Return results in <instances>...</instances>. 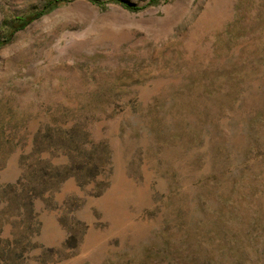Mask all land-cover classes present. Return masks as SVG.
Here are the masks:
<instances>
[{
	"label": "rangeland",
	"instance_id": "1",
	"mask_svg": "<svg viewBox=\"0 0 264 264\" xmlns=\"http://www.w3.org/2000/svg\"><path fill=\"white\" fill-rule=\"evenodd\" d=\"M0 0V264H264V0Z\"/></svg>",
	"mask_w": 264,
	"mask_h": 264
},
{
	"label": "trees",
	"instance_id": "2",
	"mask_svg": "<svg viewBox=\"0 0 264 264\" xmlns=\"http://www.w3.org/2000/svg\"><path fill=\"white\" fill-rule=\"evenodd\" d=\"M89 1H92V2L96 3V2H100L102 0H89ZM109 1L117 2L121 6L125 7L126 9H129V10H137V9L140 8V7L136 6V5H132V4L126 3L123 0H109ZM148 1L150 3H157L159 0H148ZM63 2H64V0H50L46 5H44L42 7V9L39 12H36V13H34L32 15H29V16H23V17H20V18H15V21H16L17 25H14L13 28L14 29L21 28L22 26H24V24H26L31 19H34V18L38 17L39 15L50 11L51 9H53L56 6L62 4Z\"/></svg>",
	"mask_w": 264,
	"mask_h": 264
}]
</instances>
